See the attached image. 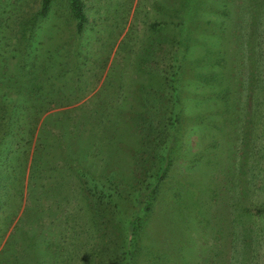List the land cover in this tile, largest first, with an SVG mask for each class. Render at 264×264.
I'll use <instances>...</instances> for the list:
<instances>
[{"label": "rangeland", "instance_id": "rangeland-1", "mask_svg": "<svg viewBox=\"0 0 264 264\" xmlns=\"http://www.w3.org/2000/svg\"><path fill=\"white\" fill-rule=\"evenodd\" d=\"M83 2L77 33L68 0L45 17L41 0H0V264H110L143 169L169 157L140 264L166 248L196 264L201 237L220 264H264V0ZM34 56L47 70L18 68ZM96 188L112 190L108 221L91 213Z\"/></svg>", "mask_w": 264, "mask_h": 264}, {"label": "trees", "instance_id": "trees-1", "mask_svg": "<svg viewBox=\"0 0 264 264\" xmlns=\"http://www.w3.org/2000/svg\"><path fill=\"white\" fill-rule=\"evenodd\" d=\"M52 0H41L40 3V9L39 11L36 13V16L39 17H45L50 9ZM68 5H69V10L71 12V15L73 16V19L76 22V31L77 33H81L84 28L86 27L87 23H88V18L87 15L85 13V4L83 2V0H68ZM35 19L33 20V22L31 21V23H34ZM207 23H211L209 20L207 21ZM166 26V23H162V24H154L152 25V28H160V27H164ZM28 28H24V31H27ZM197 30V29H195ZM24 36H27L26 33H23ZM27 48V47H26ZM28 51H29V46H28ZM33 53V52H32ZM177 55V54H176ZM179 55V53H178ZM178 55L173 59H171L172 61L174 60V64L171 67V71L170 74H168L167 76L163 75L164 81H166V84L168 85V87L173 91L172 93V108L168 110V112H163L161 114V120H164L165 118V122H167V127H174L175 128L178 126V122H180V118L178 116H180L181 114V109L179 108V106L181 105V103H183L182 99V89L179 87L177 78L179 77V69H180V55L178 57ZM30 56V52L28 54V52L26 53V58ZM38 56H34V59H31L29 63H25L24 62H28V60L24 59V62L22 64H18L17 66L19 69H25L28 68L33 72H38V71H45L47 70V67L45 65H43L41 63V58L39 63H37V61L35 60ZM40 57V55H39ZM45 60V58H44ZM43 60V61H44ZM41 63V64H40ZM197 77H204V76H198ZM37 80V78H36ZM37 83H42V82H37ZM43 84V83H42ZM49 96V94L47 95ZM56 96V95H55ZM54 96V97H55ZM53 97L52 101L55 100V98ZM171 98V100H172ZM46 109V108H43ZM42 109V110H43ZM26 110V108H24V111ZM41 110V111H42ZM29 112L27 111V114ZM65 113H71V111H64L62 112L63 115H65ZM169 115H168V114ZM40 114V111L36 114H32L35 117H38ZM167 115V117H166ZM174 116V118H173ZM6 120L5 117H2V121ZM161 125V124H160ZM149 128L151 129L152 126H149ZM166 151V150H165ZM164 160V159H163ZM166 161V163H165ZM164 161V167L158 166L159 169H143L144 175H149L152 176V181H146V179H142L141 181H138L139 185L138 188L135 189L134 191V198H135V203H136V209L134 210L133 208V215H131V217L127 220V229H124L123 231V247L122 249H120V251L117 252V254H113L112 252H108L104 257L105 260H107V262L111 261L110 264H140L143 263L144 261L148 262V258H147V253L146 252V244L143 242L142 243V236L145 235V233L143 234L144 229H146L148 226H150L149 222L150 220L154 219L156 212L155 209L157 208V203L159 202V195H160V191H161V182L160 180H162L170 171L169 166H170V162H171V158L169 157L168 161L167 159H165ZM138 175L135 174V178ZM97 191H95V196H97V200H98V206H91V213L93 214V216L95 218H97L98 220H100L101 222H103V220H105L106 218H108L109 215H107L106 212H111L110 215L115 214L117 215V206H114L113 209L111 210V200H113V193L112 190L109 189H97ZM99 190V191H98ZM117 194L119 195V193L117 192ZM180 195V194H179ZM118 200H120L121 198H117ZM126 199V198H125ZM174 200V197L172 198ZM104 200H109V206L106 203H103ZM124 200V199H121ZM179 200V199H178ZM127 201V200H125ZM177 201H173V205L176 203ZM129 203V202H128ZM184 203V202H182ZM101 206H105L106 207V211H102L100 209ZM108 206V207H107ZM264 211V208H263ZM262 211V212H263ZM260 212V211H259ZM264 214V212H263ZM109 220V218L107 219V221ZM106 221V223H107ZM108 224V223H107ZM106 224V225H107ZM226 231L223 232V234ZM229 234V233H228ZM231 236V233H230ZM246 236L247 235H243L244 240L246 241ZM203 237H201L200 239V248L197 250V254L198 256V261L196 264H205L209 259L211 260V263L214 264H220V262L222 260H216L215 258L218 257L217 254H215L216 257H214V254H212V250L207 248L210 244L207 243L208 241L206 240V245H204L203 241L204 239H202ZM222 244H224V241H222ZM224 246V245H223ZM246 246H247V242L245 244H243V246L241 247V252L242 254H244V256L246 257ZM177 250H179V252H174L171 251L169 249L166 248L165 252H161V254L157 257V262L160 264H185L187 261V264H191L189 262V260L191 259V251L187 248L186 250L184 249H179V248H175ZM207 249V250H206ZM235 249V248H233ZM235 251L231 252L230 255V259H229V263L225 262L223 260L224 264H235L236 258H235ZM177 253V254H176ZM143 254V256H142ZM142 256V257H141ZM181 256V257H180ZM247 258V257H246ZM243 259V256L241 258V260ZM99 263H101L103 260L98 259ZM245 260V258H244ZM222 263V264H223ZM239 264H241V262H239ZM242 264H248V263H242Z\"/></svg>", "mask_w": 264, "mask_h": 264}]
</instances>
